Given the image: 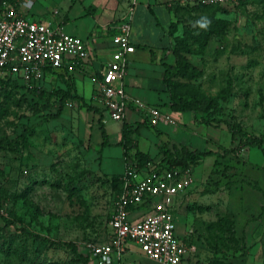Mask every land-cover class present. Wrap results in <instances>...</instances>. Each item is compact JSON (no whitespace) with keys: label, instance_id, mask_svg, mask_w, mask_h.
<instances>
[{"label":"rangeland","instance_id":"374dc122","mask_svg":"<svg viewBox=\"0 0 264 264\" xmlns=\"http://www.w3.org/2000/svg\"><path fill=\"white\" fill-rule=\"evenodd\" d=\"M178 19L169 95L199 108L194 120L178 123L180 138L161 141L150 157L160 161L163 145L225 154L190 165L193 185L174 210L178 232L192 230L200 264H264V153H246L226 125L264 135V0L181 8ZM76 74L70 71L72 95ZM48 80L46 91L67 90L58 78ZM86 83L82 99L97 108ZM100 115L79 99H68L60 111V96L0 85V264H97L88 245L107 240L122 188L119 172L105 174L115 168L101 159ZM216 120L223 122L213 126ZM25 129L28 144L20 141L14 151L2 146ZM23 229L73 243L78 254Z\"/></svg>","mask_w":264,"mask_h":264},{"label":"built area","instance_id":"2783aa9c","mask_svg":"<svg viewBox=\"0 0 264 264\" xmlns=\"http://www.w3.org/2000/svg\"><path fill=\"white\" fill-rule=\"evenodd\" d=\"M136 2L135 0H133ZM181 6L235 5L240 0H177ZM35 0H18L8 5L0 16V80L21 83L28 89L43 87L52 71L75 70L90 57L88 41L68 34L61 27L29 17ZM132 4L114 27V51L105 72L97 82L94 98L102 109L104 121H123L129 109L144 114L152 127L162 122L175 124L157 106L130 97L124 79L129 71L133 44ZM122 188L109 221L108 241L89 243L92 257L99 264H129L124 261L129 243L135 244L149 259L159 264H200L196 246L177 235L175 200L193 184L191 170L161 168L154 163L139 167L127 160L121 177ZM148 205L152 213L131 221L130 210ZM191 233V231L189 232Z\"/></svg>","mask_w":264,"mask_h":264},{"label":"crops","instance_id":"0c3cea01","mask_svg":"<svg viewBox=\"0 0 264 264\" xmlns=\"http://www.w3.org/2000/svg\"><path fill=\"white\" fill-rule=\"evenodd\" d=\"M135 1L35 0V5L28 14L33 19L49 22L54 26L61 27L68 34L88 41L90 57L75 69L77 72L75 75L77 95L83 98L87 97L85 95L86 81L91 83V92L88 97L94 94L97 82L103 76L107 63L114 51L112 37L117 33L114 27L129 7L134 4L131 38L136 50L130 56L131 65L124 79L126 92L130 97L137 98L145 104L159 107L164 114L174 120L175 124H168L170 122L167 121L162 122L156 127V132L155 129L147 127L148 124L145 126L144 123L148 122L145 120L143 112L134 108L127 111L126 118L123 121L112 119L104 121L110 145L102 147L101 159L106 162L107 168H115L111 173L104 172L105 174L119 172L122 175L125 170L124 149L120 144L123 140V127L125 124L133 130L138 128L132 135L135 143L143 153L153 156L158 153L157 145L161 141L168 140V138H175L176 140L180 138L177 139L175 136H180L177 131L178 123H188V121L194 120L191 112L172 110L169 89L163 82L165 67L172 65L174 60L172 42L175 28L179 21L177 12L179 4L177 0ZM17 2L18 0H1L0 16L5 7L17 5ZM82 70L83 72H81ZM78 74L83 75V79H79ZM50 77L51 79L58 78L62 82L57 72H51L47 75L43 87ZM11 83L19 87L22 86L21 83L16 81H12ZM97 109L103 118L102 109L99 106H97ZM90 112L98 113L95 111ZM109 120L112 121L110 122ZM116 123H119V125H116ZM173 127L175 130L171 132ZM152 147L155 150L153 153H151ZM131 152H133V149ZM112 160L118 161L119 164L114 166ZM183 195L181 194L175 200V206L180 204L179 200ZM151 213L150 207L143 205L138 208H132L129 218L131 221H138ZM190 231L191 233H189ZM110 234L111 229L109 226L107 240L97 244L108 241ZM177 235L183 240H192L191 229L187 230L184 235H181L177 229ZM196 260L199 262L198 250ZM122 261L129 264H159L146 257L133 243L128 244ZM95 262L99 264L97 261Z\"/></svg>","mask_w":264,"mask_h":264},{"label":"trees","instance_id":"16d2710c","mask_svg":"<svg viewBox=\"0 0 264 264\" xmlns=\"http://www.w3.org/2000/svg\"><path fill=\"white\" fill-rule=\"evenodd\" d=\"M241 1V0H240ZM1 2V1H0ZM12 3H14L13 1H11ZM230 5V4H229ZM226 5H210V6H206V5H196V7H201V8H221L224 7ZM189 7H194V6H181L179 5L177 8V12L181 9V8H186L188 9ZM173 66L172 65H168L165 67V73L163 76V82L166 84V86L168 87V89L170 90L172 87V78H173ZM52 72H57L59 74V78L62 80L63 83H65L67 85V90H57V91H52V92H48L45 89H43V87L41 88H33V89H28L25 86H17L16 84L11 83L12 81L9 80H0V85L3 86H9V87H14V88H22L25 90H28L29 92H33L36 96L44 98V97H52L53 95L56 96H60V111H62V108L64 107L65 103L67 102L68 99L70 98H75V99H79L83 102L84 106H87V109L89 111H95L98 112L97 108H93L89 105H87L82 97H80L79 95H72L71 90L74 88V80L72 77H70V71L68 70H57V71H52ZM171 108L173 111H178V112H193L196 113V111L198 110V104L196 102H191V101H187V100H183L180 98H177L175 95L171 96ZM223 122L222 120H216L214 121V125L213 126H219V124ZM228 131L231 133L232 137L235 139L236 137L239 139V146H242L243 149H251V148H258L260 149L263 153H264V135H254L251 134L249 132H247L246 130H244L242 128V126L239 123H228L226 122ZM100 129H101V133L103 136V145L104 146H108L110 145L109 140H108V134L107 131L104 127V124L100 125ZM138 129V128H137ZM131 129L130 126L128 125H124L123 127V140L120 143L124 149V157H125V162H127V160L130 159H134L138 165H140L139 167H143L145 165H147V163H154L157 166L161 167V168H181V169H187L190 167V165L193 162H196L202 158H205L207 156H216V158L218 159L219 157H223L225 156V154L223 156H220L218 152H214V151H200V150H191L190 148L186 147V146H181V147H176L174 146L173 149L168 148L167 145H163L160 148L161 153L163 154V157L160 161H154L151 159L150 155L147 153H143L139 148L138 145L135 143L132 135L134 132L137 131ZM28 129H25V131H23L17 138L13 139V140H8L6 139L5 141H2V146L14 151L16 150V144H18V142L23 141L25 144L29 143L28 140ZM133 149V152H131V150ZM230 152V150H225V153ZM215 161V164H218V161ZM121 177L120 176V182L122 185V181H121ZM255 188H259L257 185H254ZM12 224L11 222L7 221V225ZM23 231L30 237L37 239V240H41V241H45L47 243H49L50 245H54V246H63V247H67L69 248L72 252H74L75 254H78L77 252V246L73 243L70 242H61V241H53L50 239H47L45 237H42L40 235L34 234V233H30L27 232L25 229H23ZM186 241L188 242H192L189 239H186ZM91 256V255H90ZM85 261H88V257H84Z\"/></svg>","mask_w":264,"mask_h":264},{"label":"water","instance_id":"95a60500","mask_svg":"<svg viewBox=\"0 0 264 264\" xmlns=\"http://www.w3.org/2000/svg\"><path fill=\"white\" fill-rule=\"evenodd\" d=\"M246 153L248 152V149H246V151H245Z\"/></svg>","mask_w":264,"mask_h":264},{"label":"clouds","instance_id":"9594fccd","mask_svg":"<svg viewBox=\"0 0 264 264\" xmlns=\"http://www.w3.org/2000/svg\"><path fill=\"white\" fill-rule=\"evenodd\" d=\"M202 26H204V25H202Z\"/></svg>","mask_w":264,"mask_h":264}]
</instances>
